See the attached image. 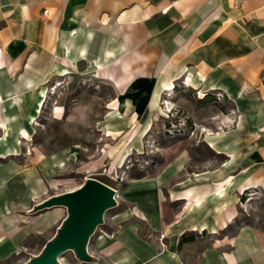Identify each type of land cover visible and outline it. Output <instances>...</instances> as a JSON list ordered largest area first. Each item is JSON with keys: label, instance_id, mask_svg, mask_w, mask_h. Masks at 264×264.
<instances>
[{"label": "crops", "instance_id": "obj_1", "mask_svg": "<svg viewBox=\"0 0 264 264\" xmlns=\"http://www.w3.org/2000/svg\"><path fill=\"white\" fill-rule=\"evenodd\" d=\"M88 73L114 89L98 131L117 144L133 133L128 153L142 150L161 96L171 104L178 84L227 109L197 125L215 158L172 143L155 173L122 183L90 244L99 258L86 264H264V228L226 232L245 192L264 194V0H0V159L19 156L30 134L20 128L10 144L8 130L27 126L47 84ZM10 168L0 165V185ZM9 199L2 187L0 207ZM2 212L0 263L17 241ZM190 233L210 241L199 248Z\"/></svg>", "mask_w": 264, "mask_h": 264}, {"label": "rangeland", "instance_id": "obj_2", "mask_svg": "<svg viewBox=\"0 0 264 264\" xmlns=\"http://www.w3.org/2000/svg\"><path fill=\"white\" fill-rule=\"evenodd\" d=\"M102 74L99 76H107L106 73ZM47 85L44 103L33 128L28 121L27 126L25 122H20V127L8 130L9 143L16 137L12 133L18 132L20 128L26 127L30 134L18 139L19 156L6 158L2 155L1 158L6 159H0V165L11 166L10 183L0 185V189H8L10 199L5 207H0V213L3 211L8 216L12 238H17L16 244L11 246L10 256L0 264H25L37 257L56 236L68 216L66 207L46 210L40 205L52 196L80 188L88 178L116 190V207L104 212L101 223L95 227L87 244L86 253L90 262L98 259L99 255L90 248V244L97 233L108 229L110 215L121 202L122 183L127 178L155 173L172 155L164 151L172 143L187 148L192 159L200 161L215 158L207 145L200 141L197 125L216 111V107L223 112L227 109L226 104L198 102L195 92L178 84L171 104L164 103L167 98L165 93L161 96V110L152 116L148 133L141 137L142 150L128 153L126 150L131 144L133 133L117 144L119 137L105 138L98 131L107 113L109 104L106 102L114 95L109 81L96 79L88 73L85 77H65ZM121 133H117L118 136ZM3 136V128H0V138ZM237 206V217H233L231 228L226 230L228 234H232L235 227L242 224L264 228L263 193L247 191ZM2 219L4 217H0ZM6 220L7 217L5 223ZM190 237H193L199 248L210 241V236L206 234L190 233L187 238ZM186 255L183 251L184 258ZM87 260L79 258L75 249H69L58 257L55 264H86Z\"/></svg>", "mask_w": 264, "mask_h": 264}, {"label": "water", "instance_id": "obj_3", "mask_svg": "<svg viewBox=\"0 0 264 264\" xmlns=\"http://www.w3.org/2000/svg\"><path fill=\"white\" fill-rule=\"evenodd\" d=\"M115 193L98 180L86 181L80 188L58 196H52L41 208L63 206L68 216L56 236L44 251L25 264H55L67 249H75L79 258L87 260V244L95 227L101 223L104 212L113 207Z\"/></svg>", "mask_w": 264, "mask_h": 264}, {"label": "bare ground", "instance_id": "obj_4", "mask_svg": "<svg viewBox=\"0 0 264 264\" xmlns=\"http://www.w3.org/2000/svg\"><path fill=\"white\" fill-rule=\"evenodd\" d=\"M171 90V89H170ZM168 95V94H167ZM170 95V94H169ZM44 103V99L40 100L39 103L37 104V106L35 107V114H33L32 116H30V119H29V124H30V127L33 128V124L37 121V118H38V114H39V111H40V108H42V105ZM35 125V124H34ZM30 136V135H29ZM0 145H3L1 143V140H0ZM3 157H6L5 155ZM89 180H96V179H93V178H88L86 181H89ZM100 182V181H99ZM110 188V187H109ZM111 190L116 193V190L113 189L111 187ZM115 196V195H114ZM69 249H67L66 251H68ZM44 251V250H43ZM42 251V252H43ZM41 252V253H42ZM65 252V251H64ZM40 253V254H41Z\"/></svg>", "mask_w": 264, "mask_h": 264}, {"label": "built area", "instance_id": "obj_5", "mask_svg": "<svg viewBox=\"0 0 264 264\" xmlns=\"http://www.w3.org/2000/svg\"><path fill=\"white\" fill-rule=\"evenodd\" d=\"M222 97V95L220 94V93H217L216 94V99L218 100V99H220ZM167 113H169V111H167ZM116 194V193H115Z\"/></svg>", "mask_w": 264, "mask_h": 264}, {"label": "trees", "instance_id": "obj_6", "mask_svg": "<svg viewBox=\"0 0 264 264\" xmlns=\"http://www.w3.org/2000/svg\"><path fill=\"white\" fill-rule=\"evenodd\" d=\"M186 241H190V239H185L184 237H182L181 241H180V245L183 243V242H186Z\"/></svg>", "mask_w": 264, "mask_h": 264}]
</instances>
